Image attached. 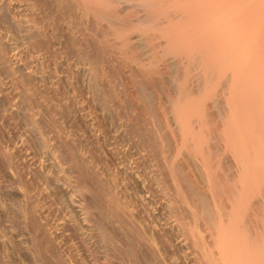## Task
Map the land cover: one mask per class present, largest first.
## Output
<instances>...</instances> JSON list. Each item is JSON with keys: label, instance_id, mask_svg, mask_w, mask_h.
Here are the masks:
<instances>
[{"label": "bare ground", "instance_id": "1", "mask_svg": "<svg viewBox=\"0 0 264 264\" xmlns=\"http://www.w3.org/2000/svg\"><path fill=\"white\" fill-rule=\"evenodd\" d=\"M0 264H264V0H0Z\"/></svg>", "mask_w": 264, "mask_h": 264}]
</instances>
